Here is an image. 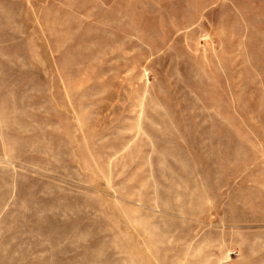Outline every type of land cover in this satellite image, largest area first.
Returning a JSON list of instances; mask_svg holds the SVG:
<instances>
[{
    "label": "rangeland",
    "instance_id": "obj_1",
    "mask_svg": "<svg viewBox=\"0 0 264 264\" xmlns=\"http://www.w3.org/2000/svg\"><path fill=\"white\" fill-rule=\"evenodd\" d=\"M0 264H264V0H0Z\"/></svg>",
    "mask_w": 264,
    "mask_h": 264
}]
</instances>
